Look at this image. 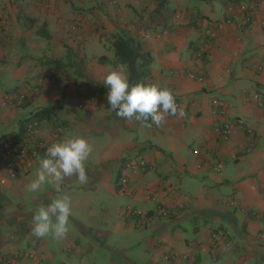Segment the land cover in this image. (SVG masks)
Instances as JSON below:
<instances>
[{
    "label": "crops",
    "instance_id": "crops-1",
    "mask_svg": "<svg viewBox=\"0 0 264 264\" xmlns=\"http://www.w3.org/2000/svg\"><path fill=\"white\" fill-rule=\"evenodd\" d=\"M201 1L0 0V93L40 87L0 108V137L51 107L41 138L81 134L94 145L87 183L63 182L72 215L61 241L31 235L34 211L57 195L52 185L26 191L39 159L26 171L0 167V264H264V0H242L260 2L251 21L238 2ZM120 28L150 53L145 80L169 86L184 118L147 127L109 110L103 81L120 63L95 45ZM215 97L225 115L213 113ZM225 122L227 137L217 131ZM141 159L147 170L124 169Z\"/></svg>",
    "mask_w": 264,
    "mask_h": 264
},
{
    "label": "clouds",
    "instance_id": "clouds-1",
    "mask_svg": "<svg viewBox=\"0 0 264 264\" xmlns=\"http://www.w3.org/2000/svg\"><path fill=\"white\" fill-rule=\"evenodd\" d=\"M108 88L109 110L126 120L146 122L156 126L166 123L169 117L182 119L185 109L177 103L176 94L167 85L141 79L130 83L127 66H110L103 81ZM93 153V145L81 134H67L51 143L34 178L26 186L29 193H37L45 185H52L57 193L47 205L41 204L32 216L31 235L37 239L63 240L70 231L72 198L62 188L66 178L76 176L81 185L87 183L86 162Z\"/></svg>",
    "mask_w": 264,
    "mask_h": 264
},
{
    "label": "built area",
    "instance_id": "built-area-1",
    "mask_svg": "<svg viewBox=\"0 0 264 264\" xmlns=\"http://www.w3.org/2000/svg\"><path fill=\"white\" fill-rule=\"evenodd\" d=\"M242 12L245 14V18L247 21H251L252 16L260 7V2H250V3H239L236 5ZM235 5H231L228 10L232 12L234 10ZM208 43H204L202 46V50L206 49ZM192 77H196V75H192ZM200 80H203V77H198ZM42 79L39 80V85L42 83ZM40 87H23L21 91L17 94L8 95L7 93H0V108L19 107L26 97H30L36 93H39ZM258 97V94H255ZM213 113L225 115L226 113V102L221 98H213ZM261 104L264 106V100L261 101ZM240 123H243L242 119H239ZM233 123L225 122L223 125L217 128L219 134L227 137L232 132ZM62 126L57 127L52 136H57L58 133L62 131ZM42 129L41 122L38 119L27 121L25 124V132H12L7 134V136L0 138V167H7L12 171L23 170L26 171L32 166L38 158L42 155H45L47 147L51 144L46 139L41 138L39 136L40 130ZM249 132H253L252 128H248ZM253 146H248V151L251 150ZM147 162L143 159L137 162H129L125 164V170L136 172L146 170ZM128 181L127 176H123L121 182L126 184ZM129 211L133 214H142L143 211L138 208L129 207ZM159 212L162 216L168 217L170 216V212L168 210L159 209ZM262 237L264 234L262 233Z\"/></svg>",
    "mask_w": 264,
    "mask_h": 264
},
{
    "label": "trees",
    "instance_id": "trees-1",
    "mask_svg": "<svg viewBox=\"0 0 264 264\" xmlns=\"http://www.w3.org/2000/svg\"><path fill=\"white\" fill-rule=\"evenodd\" d=\"M205 1H213V0H205ZM233 3H241L242 0H232ZM102 41H106L111 43L116 51V63L125 64L128 67V75L130 79V83H135L141 79H145L149 75L148 64L151 61L150 53L145 51L142 43L139 39L134 37L127 29L120 28L115 34L111 36L99 38ZM38 85H35V87ZM29 87V86H28ZM34 87V86H33ZM36 94L30 97H26L22 102L24 105L27 101L33 98ZM19 106V107H20ZM53 113L51 107H45L37 110L33 113L32 117L24 119L22 122L23 127L21 131H17L19 133L25 132V124L27 121L38 119L41 122V126L45 127V123L49 124L52 121ZM50 125V124H49ZM62 126L60 124H56L53 132L57 129V127ZM14 133V132H13ZM7 136L4 135L0 138ZM125 168V165H124ZM149 168L147 166L146 170ZM122 185H125L121 182Z\"/></svg>",
    "mask_w": 264,
    "mask_h": 264
},
{
    "label": "rangeland",
    "instance_id": "rangeland-1",
    "mask_svg": "<svg viewBox=\"0 0 264 264\" xmlns=\"http://www.w3.org/2000/svg\"><path fill=\"white\" fill-rule=\"evenodd\" d=\"M196 1V3H199V4H201V0H195ZM227 1H229V0H213V1H210V2H212L217 8H222V9H225V2H227ZM228 8H229V6H228ZM84 45H86V47L87 48H89V43H84ZM95 50L98 52V55H107L109 58H110V60H112V58L114 59V57H115V55H116V51H115V49H114V47L111 45V43H109V42H107L106 43V45H103L102 43L100 44V43H97L96 45H95ZM48 53V54H47ZM88 53V52H87ZM46 57H48V59H50L51 60V58H53V56H52V54H51V51L47 48V50H46ZM88 57H89V53H88ZM127 71H128V69H127ZM48 73H44V74H42L41 76H44V75H47ZM42 81L43 82H45V79L44 78H42ZM41 83V86L44 84V83ZM19 91H21V90H19ZM2 94H5V93H2ZM17 94V93H16ZM38 102L40 103V104H43L44 103V100H43V98H42V96H39V98H38ZM37 104L38 103H35V106H37ZM23 109H21V111H22ZM25 111V110H24ZM26 112V111H25ZM29 113V112H28ZM32 115L33 114H31V115H29V117H32ZM6 127V126H5ZM8 129L9 128H5V131H8ZM65 133V132H64ZM95 137V139L96 140H98V137H96V136H94ZM144 138V137H143ZM93 139V141H91V142H95L96 140L94 139V138H92ZM90 140V139H89ZM100 141H98L97 143H99ZM93 147H94V145H93ZM95 149V148H94Z\"/></svg>",
    "mask_w": 264,
    "mask_h": 264
}]
</instances>
